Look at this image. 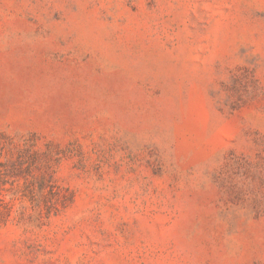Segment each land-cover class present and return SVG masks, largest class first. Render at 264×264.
I'll use <instances>...</instances> for the list:
<instances>
[{"label":"rangeland","instance_id":"obj_1","mask_svg":"<svg viewBox=\"0 0 264 264\" xmlns=\"http://www.w3.org/2000/svg\"><path fill=\"white\" fill-rule=\"evenodd\" d=\"M0 264H264V0H0Z\"/></svg>","mask_w":264,"mask_h":264}]
</instances>
